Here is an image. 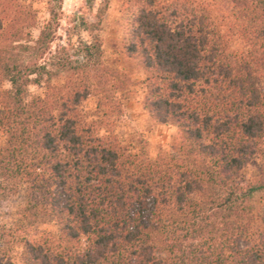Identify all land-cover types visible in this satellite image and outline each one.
Masks as SVG:
<instances>
[{"label": "trees", "instance_id": "16d2710c", "mask_svg": "<svg viewBox=\"0 0 264 264\" xmlns=\"http://www.w3.org/2000/svg\"><path fill=\"white\" fill-rule=\"evenodd\" d=\"M49 5L34 40L0 0V264H264V0L125 1L143 109L176 128L154 157L117 133L133 82L97 24L52 51Z\"/></svg>", "mask_w": 264, "mask_h": 264}, {"label": "rangeland", "instance_id": "374dc122", "mask_svg": "<svg viewBox=\"0 0 264 264\" xmlns=\"http://www.w3.org/2000/svg\"><path fill=\"white\" fill-rule=\"evenodd\" d=\"M30 3L37 13V26L32 30L33 39H37L40 30L49 20L48 7L51 1V7L56 8L57 0H25ZM53 1V2H52ZM126 0H62L61 9L56 11L59 14L58 29L55 40L52 44V51L67 42V40L76 41L78 35L79 18H85L91 24H97L99 35L102 38L104 58L108 64L117 68L119 71L127 74L133 85L131 95L124 104L123 116L120 120L117 133L122 138H128L130 135L141 137L147 142L148 152L154 157L160 149L169 150L173 138L176 136V128L169 125H159L153 122L143 109L144 89L141 81L145 74L138 66L137 62L127 59L122 54V49L127 39V19L128 14L124 12V3ZM80 37L87 39V35L81 33ZM234 46L241 47L238 40L234 41ZM4 84L2 89H7ZM32 94H40L41 90L31 87ZM87 111H92L94 106L92 102L85 104ZM2 137L0 135V142ZM244 175L248 179L254 178L256 169L254 164H250L245 170ZM256 205H264V194H258L255 198ZM7 206L3 211H10ZM42 231H55L52 225H37Z\"/></svg>", "mask_w": 264, "mask_h": 264}]
</instances>
